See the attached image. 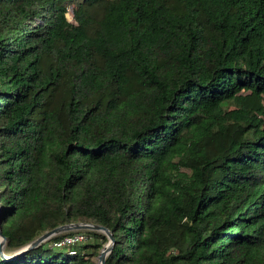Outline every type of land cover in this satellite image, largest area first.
Returning <instances> with one entry per match:
<instances>
[{
	"label": "trees",
	"instance_id": "16d2710c",
	"mask_svg": "<svg viewBox=\"0 0 264 264\" xmlns=\"http://www.w3.org/2000/svg\"><path fill=\"white\" fill-rule=\"evenodd\" d=\"M72 222L106 264H264V0H0L4 256Z\"/></svg>",
	"mask_w": 264,
	"mask_h": 264
},
{
	"label": "water",
	"instance_id": "95a60500",
	"mask_svg": "<svg viewBox=\"0 0 264 264\" xmlns=\"http://www.w3.org/2000/svg\"><path fill=\"white\" fill-rule=\"evenodd\" d=\"M72 230H96L101 231L105 233L109 240L108 242L103 246L100 255H99V263L100 264H106V257L111 252V250L114 248L115 240L112 232L104 225L96 224V223H86V222H72V223H66L63 225H59L53 229H50L40 236H38L36 239H34L32 242L27 244L26 246L22 247L20 250H18L17 253L13 256H4V247L6 244V236L3 234L1 226H0V254L4 256L6 259H11L14 256H17L26 250H29L31 248H34L38 245H40L42 242L47 241L52 236L57 235L62 232L66 231H72Z\"/></svg>",
	"mask_w": 264,
	"mask_h": 264
},
{
	"label": "built area",
	"instance_id": "2783aa9c",
	"mask_svg": "<svg viewBox=\"0 0 264 264\" xmlns=\"http://www.w3.org/2000/svg\"><path fill=\"white\" fill-rule=\"evenodd\" d=\"M86 239H87V235H85L84 233L78 232L72 235H66L62 239L54 241L53 245L62 247L64 245L82 242V241H85Z\"/></svg>",
	"mask_w": 264,
	"mask_h": 264
},
{
	"label": "rangeland",
	"instance_id": "374dc122",
	"mask_svg": "<svg viewBox=\"0 0 264 264\" xmlns=\"http://www.w3.org/2000/svg\"><path fill=\"white\" fill-rule=\"evenodd\" d=\"M67 16H68V18H69L70 20H73V16H72L71 10L68 11ZM105 244H106V243H105ZM105 244H104V245H105Z\"/></svg>",
	"mask_w": 264,
	"mask_h": 264
}]
</instances>
